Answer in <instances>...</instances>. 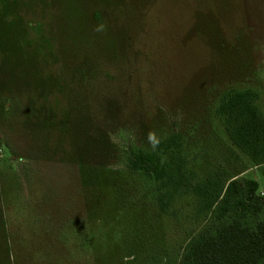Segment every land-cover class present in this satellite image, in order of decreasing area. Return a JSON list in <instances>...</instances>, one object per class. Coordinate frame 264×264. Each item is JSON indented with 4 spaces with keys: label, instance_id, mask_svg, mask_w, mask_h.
Returning <instances> with one entry per match:
<instances>
[{
    "label": "rangeland",
    "instance_id": "obj_1",
    "mask_svg": "<svg viewBox=\"0 0 264 264\" xmlns=\"http://www.w3.org/2000/svg\"><path fill=\"white\" fill-rule=\"evenodd\" d=\"M243 89L264 113V0H0V264H179L211 218L129 158L176 136L193 182L264 197L218 113Z\"/></svg>",
    "mask_w": 264,
    "mask_h": 264
},
{
    "label": "trees",
    "instance_id": "obj_2",
    "mask_svg": "<svg viewBox=\"0 0 264 264\" xmlns=\"http://www.w3.org/2000/svg\"><path fill=\"white\" fill-rule=\"evenodd\" d=\"M258 99V92L251 89L227 91L218 113L233 144L255 165L264 166V113ZM185 166L176 136L160 140L152 152L139 148L129 158L132 171L158 182L161 212L174 211L175 202L190 194L196 217L211 218L187 237L179 264H264V197L259 181L216 175L193 182Z\"/></svg>",
    "mask_w": 264,
    "mask_h": 264
}]
</instances>
